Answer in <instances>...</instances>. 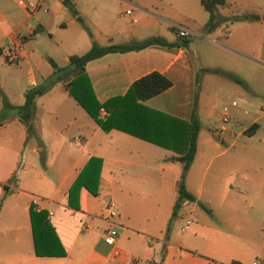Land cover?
<instances>
[{
	"label": "crops",
	"instance_id": "crops-1",
	"mask_svg": "<svg viewBox=\"0 0 264 264\" xmlns=\"http://www.w3.org/2000/svg\"><path fill=\"white\" fill-rule=\"evenodd\" d=\"M36 1L0 0V85L20 88L18 94L3 90L11 103H23L27 89L52 74L49 57L65 65L69 54L95 42L151 35L176 41L175 24L181 23L198 39L108 52L90 60L85 71L98 102L160 71L172 84L144 102L183 118L194 112L200 123L204 113L208 131L201 136V124L184 176L194 199H182L171 217L182 171L173 150L118 128L103 129L60 81L36 96L31 133L7 110L0 124V264H264V0L238 14L223 8L226 0L211 30H204L209 13L201 0H68L72 7L45 0L34 9ZM228 14L238 20L224 22ZM40 30L48 31L46 41L59 34L64 48H53L59 56L40 45ZM233 33L237 48L227 44ZM8 44L25 58L24 81L5 65ZM226 50L236 61L240 57L245 85L211 70L238 76V66H226ZM219 95L228 103L239 100L230 106L224 135L210 131L220 116L211 120L208 104ZM98 116L105 117L100 109ZM251 123L257 126L246 133ZM225 140L238 141V150L222 148ZM32 194L40 197V211L32 208ZM108 197L118 208L114 244L104 240Z\"/></svg>",
	"mask_w": 264,
	"mask_h": 264
},
{
	"label": "trees",
	"instance_id": "trees-1",
	"mask_svg": "<svg viewBox=\"0 0 264 264\" xmlns=\"http://www.w3.org/2000/svg\"><path fill=\"white\" fill-rule=\"evenodd\" d=\"M64 2L72 7V3H69L68 0H64ZM201 3L209 13L204 24V30H211L219 23L216 9L223 6L226 0H201ZM186 40V37L179 36L176 41H168L160 35H151L131 42L105 45L95 42L83 53L73 52L69 54L68 62L65 65H58L49 57V61L56 69L49 77L27 89L23 103H11L0 86V98L2 99L0 124L6 116V111L14 110L19 119L26 124L28 133H31L35 130L31 119L34 115L36 96L50 89L55 82L60 81L64 89L85 108L103 129L118 128L175 152L174 157L180 161L182 171L176 180L177 194L171 213V217H174L182 199H194V195L185 187L184 176L197 150L200 120L194 112L189 118H183L151 107L144 102L150 96L161 92L172 84L169 76L157 70H152L134 79L123 94L109 97L104 102H98L88 80L85 65L90 60L108 52H123L149 45L171 46L178 42L184 44ZM211 70L223 72L245 85L242 78L228 71L213 68ZM101 106L108 112L103 118L98 116ZM256 126L257 123H251L245 132L252 133ZM5 187L7 188L6 185ZM232 262L233 264H243L236 260Z\"/></svg>",
	"mask_w": 264,
	"mask_h": 264
},
{
	"label": "rangeland",
	"instance_id": "rangeland-1",
	"mask_svg": "<svg viewBox=\"0 0 264 264\" xmlns=\"http://www.w3.org/2000/svg\"><path fill=\"white\" fill-rule=\"evenodd\" d=\"M255 4H256L255 0H228V3L225 4V6L223 8H226L228 13H229V10L231 9L234 12V14H238V9L250 10V8H252ZM228 15L229 16L226 18V20L224 22L229 23L230 21H237L238 20V17H234L230 14H228ZM40 32L42 33L43 39H44V40L40 39V42H39L40 45L45 47L47 52H52L53 55L59 56L60 51L56 52L53 49V48H58L60 50L62 47L64 48L63 43L58 41V40H60L58 37L59 34L57 36L53 35L51 39L46 41V39L44 37H49L48 31L47 30H40ZM234 33H237V31ZM234 33L231 34L230 37L228 38L227 44L231 45L232 48H237L238 47V36H237V34H234ZM193 37H194V39H198L197 36H193ZM204 45H205L204 47L207 48L206 43H204ZM234 53H236V52H234ZM235 57H236V55H235ZM24 59H25L24 57H21L17 62H10V61L5 62V65H9L10 67H12V70L14 72H17L21 75L20 76L21 80H23L25 78L26 70H27V63L25 62ZM224 61L227 62L226 66H228V67H232L231 64H234L235 68L237 69V66H238V76H240V74L242 76H244L243 74H246L239 67L240 66L239 65V63H240V57L239 56H238V61H236L234 58V54L232 52L226 50L224 52ZM227 81H229L230 83H233L237 87H240L239 82H235L234 80H231L229 78H227ZM2 90H5V92L7 94L9 92H14L15 94H18L20 91V88L18 85L12 84V88L10 89V91L8 88L2 89ZM237 100H238V98H237ZM0 103L2 104L1 98H0ZM224 104H228V99L225 98V96H223V95H219V96L213 98L211 100V102H209V104H208L210 106L209 109H210V111H212V115L210 117V118H212L211 120H213V121L217 120V117L220 116V110ZM204 115H205L204 113L201 115L202 116V119H201L202 120L201 121L202 129H201V134H200L201 136H202L203 131H208L207 126H206L207 123L203 119ZM207 118L209 119V117H207ZM214 125H215V122H214ZM215 130H216V127L214 129H212V128L210 129V131H212V133H214V134L216 133ZM223 147L228 148L230 151L235 150V149L238 150V141L235 142L233 145H230L229 141L225 140V142L222 145V148ZM22 151L26 152L25 149H22Z\"/></svg>",
	"mask_w": 264,
	"mask_h": 264
},
{
	"label": "built area",
	"instance_id": "built-area-1",
	"mask_svg": "<svg viewBox=\"0 0 264 264\" xmlns=\"http://www.w3.org/2000/svg\"><path fill=\"white\" fill-rule=\"evenodd\" d=\"M45 0H37L36 4L34 6V9L42 7ZM126 13L132 12V7H127L125 9ZM175 28L177 31V34L182 37H193L195 35H198L197 31L194 29L181 24L176 23ZM2 54L4 56V59L6 61L10 62H17L19 59V53L17 52L16 48L12 45H6L3 50ZM237 106L239 105V100H232L228 104H224L220 110V124L216 127V131L219 133V135H224L227 131H229L228 123L230 122L231 114H230V106ZM262 109H264V103H262ZM100 111L103 115H106L108 112L104 107H100ZM40 197L36 194H32L30 203L32 205V208L36 211H40L42 209V205L39 202ZM106 213H105V219L107 221V226L104 231V240L109 244H114L117 237V217H118V208L115 200L112 197H108L106 201ZM49 216L53 214L52 210L48 211ZM188 227V223L184 224L181 229L184 230Z\"/></svg>",
	"mask_w": 264,
	"mask_h": 264
}]
</instances>
